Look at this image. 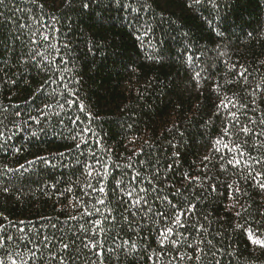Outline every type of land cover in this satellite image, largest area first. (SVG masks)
Returning <instances> with one entry per match:
<instances>
[{"label":"trees","instance_id":"16d2710c","mask_svg":"<svg viewBox=\"0 0 264 264\" xmlns=\"http://www.w3.org/2000/svg\"><path fill=\"white\" fill-rule=\"evenodd\" d=\"M0 132L2 264H264V0H4Z\"/></svg>","mask_w":264,"mask_h":264},{"label":"snow or ice","instance_id":"6c2138e0","mask_svg":"<svg viewBox=\"0 0 264 264\" xmlns=\"http://www.w3.org/2000/svg\"><path fill=\"white\" fill-rule=\"evenodd\" d=\"M3 2H4V0H0V4H3ZM193 3H195V4H199V3H200V0H193ZM83 7H84V8H87V7H89V4H88V3H84V4H83ZM82 110H83V109H82ZM19 114H20L19 112L16 113V115H19ZM30 118H31V117H30ZM77 119H78V118H77ZM243 131H244V132H247L248 130L245 128V129H243ZM33 135H34V134H33ZM0 137H4V133H3V132H0ZM8 139H10V137H8ZM79 146H80L79 144L76 145V147H79ZM61 155H63V154H61ZM37 159H38V160H43L44 158H43V157H37ZM205 159H208V158L206 157ZM257 162H259V161H257ZM28 163L31 164V163H33V161H29ZM229 163H232V161H229ZM237 163H238V161H237ZM21 167H23V166H21ZM256 175H257V176H260V175H264V173H259V172H258V173H256ZM117 183H119V181H117ZM89 186H90V185H89ZM259 186H260L261 188H264V183L260 184ZM212 190L215 191V186H213ZM69 191H70V189H69ZM100 191H104V189L101 188ZM129 195H131V193H129ZM165 199H166V198H165ZM140 202H141L140 200H137V201H136L137 204H139ZM145 202H146V201H145ZM99 203L103 204L104 202L101 200V201H99ZM149 211H151V209H149ZM237 214H239V213H237ZM160 215H161V216H166L167 213H160ZM96 223H99V221H96ZM176 223H177V224L180 223L179 218H177ZM167 231L170 233V232L172 231V229L169 228ZM8 239H11V237H8ZM46 239H47V238H46ZM249 239H252V240H253V243H256V244H264V241H261V240H259V239H254L253 236H252L251 234L249 235ZM63 247L66 249V248H68V245L65 244V245H63ZM132 247L134 248V247H135V244H133ZM0 264H2V262H0ZM13 264H15V262H13Z\"/></svg>","mask_w":264,"mask_h":264}]
</instances>
